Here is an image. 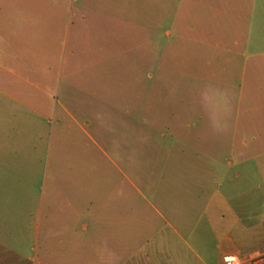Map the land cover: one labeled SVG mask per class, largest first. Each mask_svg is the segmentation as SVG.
<instances>
[{
    "label": "crops",
    "instance_id": "crops-1",
    "mask_svg": "<svg viewBox=\"0 0 264 264\" xmlns=\"http://www.w3.org/2000/svg\"><path fill=\"white\" fill-rule=\"evenodd\" d=\"M135 1L0 0V156L24 264L264 249V0H183L194 54L178 73L155 43L143 59Z\"/></svg>",
    "mask_w": 264,
    "mask_h": 264
},
{
    "label": "rangeland",
    "instance_id": "rangeland-1",
    "mask_svg": "<svg viewBox=\"0 0 264 264\" xmlns=\"http://www.w3.org/2000/svg\"><path fill=\"white\" fill-rule=\"evenodd\" d=\"M135 3L138 19L143 26L142 34L138 35V38L142 39L143 59L152 57L151 47L152 43H155L157 45V50L155 51L157 57L162 60H172L175 72H182L183 60L188 59L194 51L190 47L189 41L187 44L184 42V39L188 38L189 35L186 34L184 36L183 30H186L190 21L183 17V0H136ZM152 25L154 26L153 29ZM6 149V146L0 145V155H3L1 154L2 150L6 153ZM0 158L2 157L0 156ZM2 159L5 162L2 163L0 161V264H8L12 259L10 255L13 252L14 264H24V258L20 255L29 252V242L23 236L21 214L23 198L22 196L14 198V201L19 202L20 205L11 210V215L8 216L7 199L9 201V198L11 200L13 198L7 193L9 185L7 187L6 160L5 157ZM19 159L21 160V156ZM29 182L30 178H25L24 180L20 174V177L11 180L10 189L13 187L15 189L14 192L20 194L24 185L26 188Z\"/></svg>",
    "mask_w": 264,
    "mask_h": 264
},
{
    "label": "built area",
    "instance_id": "built-area-1",
    "mask_svg": "<svg viewBox=\"0 0 264 264\" xmlns=\"http://www.w3.org/2000/svg\"><path fill=\"white\" fill-rule=\"evenodd\" d=\"M264 257V249L252 252L247 256L230 253L223 256L222 264H262Z\"/></svg>",
    "mask_w": 264,
    "mask_h": 264
}]
</instances>
